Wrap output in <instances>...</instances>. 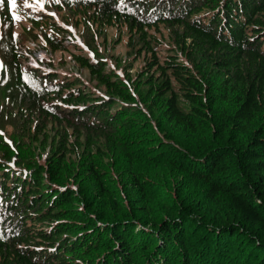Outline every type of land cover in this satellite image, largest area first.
Segmentation results:
<instances>
[{"label": "trees", "instance_id": "16d2710c", "mask_svg": "<svg viewBox=\"0 0 264 264\" xmlns=\"http://www.w3.org/2000/svg\"><path fill=\"white\" fill-rule=\"evenodd\" d=\"M59 1L67 11L85 9L84 16L98 32L126 27L137 53L154 54L147 74L156 69L161 79L157 73L148 75L149 109L160 111L183 141L206 136L209 147L188 150L192 159L184 172L202 183L205 192L161 220L151 216L146 183L133 174L135 161L129 154L130 213L123 205L120 190L126 176L120 170L118 182L110 168L97 169L92 160L78 167L69 164L68 135L62 124L74 129L77 139L110 140L120 110L128 109L134 97L100 61L81 55H75L76 63L88 69L114 100L83 88L74 76L27 66L8 6L9 21L0 38L2 127L9 123L15 130L23 129L25 122L41 118L42 127L33 140L42 146L51 135L50 124L58 123L62 130H57L60 142L49 159V177L57 186L46 181L44 170L25 175L0 164V264H234L231 251L241 250L233 243L236 238L245 246L240 253L245 264H264V0ZM29 20L41 28L38 20ZM159 26L169 30L190 66L177 62V55H168L164 63L158 60L154 49L158 39L150 31ZM44 37L51 54L64 50L60 34ZM180 94L189 102V111L180 108ZM135 134L127 135L129 143L135 144ZM141 140L136 135V143ZM0 145L5 146L1 138ZM7 147L1 150L5 158L12 148ZM73 175L89 181V192L63 187ZM179 212H184L182 219ZM107 214L114 216L109 217L111 224L103 223ZM187 223L209 237L195 250L185 238ZM131 226L141 229L142 244H134L137 230ZM149 226L151 233L144 229Z\"/></svg>", "mask_w": 264, "mask_h": 264}, {"label": "rangeland", "instance_id": "374dc122", "mask_svg": "<svg viewBox=\"0 0 264 264\" xmlns=\"http://www.w3.org/2000/svg\"><path fill=\"white\" fill-rule=\"evenodd\" d=\"M139 1L148 4L153 0ZM8 6L9 14L16 19L14 34L19 40L20 50L25 56L30 53V49L36 50L35 42L37 41L41 43L42 48H47L44 35L53 36L55 32L60 34L58 39L62 41L64 50H59L53 54L49 50L37 53L35 56L48 57L49 61L46 66H41L42 68L45 67V69L53 70L65 76H74L80 80V86L83 88H89L101 96H105L106 99H113L112 96H109L110 94L105 92L104 86L98 87L97 81L93 80L89 70L83 69L81 65L77 64L74 57L81 55L91 60H97L100 61L101 67H104V71L134 97L135 102L132 105L129 104L128 109H124V111L119 109L121 113L117 116L118 124L115 121L117 130L114 134H110V140L103 136L91 138L88 142L82 138L77 139L75 130L65 123L62 124V128L68 135L66 161L70 162L69 164L73 163L78 167L83 163L88 164L89 160H92L97 169L104 171L106 167L110 168L111 175L118 182L120 176L117 170H120V173L126 176L124 187L121 186L120 192L125 200L123 205L129 213L132 207L128 200L130 197V175L127 173H130V170H128L127 154L132 156L133 161H135L133 174L146 183V190L151 200L150 207H153L151 215L153 218L166 219L169 217V211L177 213L178 208L191 205L193 200H197L203 195L205 192L204 185L190 180L184 172L185 168L190 167V160L192 159L188 150L203 151L209 147V142L206 140V136L202 135L189 142L183 141L172 126L162 120L160 111L149 109L152 101L148 99V92L151 88L148 84V75L157 73L156 69H153L147 74L149 61L153 59L154 55L152 52L148 53L141 50V53H137L130 46V33L126 27H118L117 25L116 28L109 27L98 32V26L92 24L84 16L85 9L80 11L73 8L67 11L66 5L60 1L57 3L56 0H16L15 8L8 3V0H5L4 5L0 6V38L3 35L5 23L9 21ZM29 17H33L42 23L41 28H35L34 22L29 20ZM150 33L158 39V43H154V49L160 62L165 61L168 55H177V62H183L186 66H190V63L177 49L173 39L170 38L169 30L166 27L159 26L152 29ZM39 69L41 68L39 67ZM156 77L161 79V74L157 73ZM174 91L179 93L178 88ZM119 101L123 102L120 99ZM55 103L63 105L59 100H56ZM179 104L182 110L189 111L190 104L182 94L179 97ZM116 111L117 115L118 110ZM129 112L134 113L127 115ZM137 113L140 115L137 116ZM42 122L41 118L27 121L24 123L23 129L15 130L9 123L4 124L3 128L0 119V138L5 145H0V164L9 167L14 172L25 175L35 169L44 170L43 177H48L46 181L57 186L58 184L49 177V159L56 151V143L60 142L57 130L62 129L58 123L50 124L48 129L51 135L47 136L46 146H42L41 143L37 145L33 139L38 135ZM132 132H136L135 144L129 143L127 139V135ZM136 135L143 137L144 141L141 140L137 144ZM7 146L12 148L8 158H5L4 152L1 150H8ZM174 164L178 165L179 169L175 170ZM87 182L89 181H78L74 177L69 179L63 187H69L76 192L87 193L90 190ZM95 190L94 183H91V191L95 192ZM177 215L179 219H182L184 212H179ZM101 216L105 218V216ZM192 216L195 218V215ZM109 217L113 218L114 216L107 214L104 224H111L114 221ZM186 227L187 235L185 238L189 240L188 247L190 249L195 250L194 248L200 247L201 243L204 242L203 240H208L209 237L204 233L197 234V231L201 230L197 229L195 224L187 223ZM133 228L137 230L133 236L134 244H142L143 240L139 238L141 229L139 227ZM144 229L149 233L152 232L150 226L144 227ZM159 241L161 242V239L154 240L152 246H157L156 243ZM233 243L241 248L239 252L231 251L233 263L245 264L240 254L243 251L242 247L245 248V246L240 244L237 238ZM238 257H241L242 260H239ZM67 258L69 259V257ZM71 259L73 260V258ZM252 259H255L253 255ZM252 264L256 263L253 261Z\"/></svg>", "mask_w": 264, "mask_h": 264}, {"label": "snow or ice", "instance_id": "6c2138e0", "mask_svg": "<svg viewBox=\"0 0 264 264\" xmlns=\"http://www.w3.org/2000/svg\"><path fill=\"white\" fill-rule=\"evenodd\" d=\"M57 3H59V0H56ZM5 3V0H0V6H3ZM8 3L12 5L13 8L16 7V0H8ZM17 19L19 17H16Z\"/></svg>", "mask_w": 264, "mask_h": 264}]
</instances>
